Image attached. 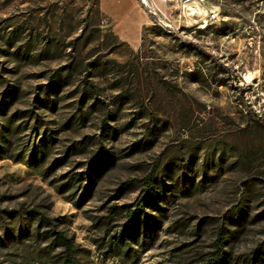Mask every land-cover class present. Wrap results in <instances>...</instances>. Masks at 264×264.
Segmentation results:
<instances>
[{
  "label": "rangeland",
  "instance_id": "1",
  "mask_svg": "<svg viewBox=\"0 0 264 264\" xmlns=\"http://www.w3.org/2000/svg\"><path fill=\"white\" fill-rule=\"evenodd\" d=\"M147 1L0 0V264H264V0Z\"/></svg>",
  "mask_w": 264,
  "mask_h": 264
},
{
  "label": "crops",
  "instance_id": "2",
  "mask_svg": "<svg viewBox=\"0 0 264 264\" xmlns=\"http://www.w3.org/2000/svg\"><path fill=\"white\" fill-rule=\"evenodd\" d=\"M154 1L161 6L160 0ZM99 7L121 41L133 48L140 46L149 19L137 0H99Z\"/></svg>",
  "mask_w": 264,
  "mask_h": 264
},
{
  "label": "trees",
  "instance_id": "3",
  "mask_svg": "<svg viewBox=\"0 0 264 264\" xmlns=\"http://www.w3.org/2000/svg\"><path fill=\"white\" fill-rule=\"evenodd\" d=\"M151 177L152 174L144 179L143 181L145 185L144 194L142 195L140 200L135 204V208L133 210L124 208L128 219H131V221H134V218L140 215V213L142 212V208L145 206V204L150 202L153 198V188H152L153 182ZM122 186L123 187H121L120 190H123V188L127 186V184L124 183ZM54 239L59 243V246L62 247L63 255H64V264H76L75 261L76 251L72 240L66 238L62 232H56L54 234ZM220 239L221 238H219V246L223 244L222 239L221 240ZM208 264H224L222 263V256L216 257Z\"/></svg>",
  "mask_w": 264,
  "mask_h": 264
},
{
  "label": "built area",
  "instance_id": "4",
  "mask_svg": "<svg viewBox=\"0 0 264 264\" xmlns=\"http://www.w3.org/2000/svg\"><path fill=\"white\" fill-rule=\"evenodd\" d=\"M143 6L148 7V12L154 16H158V14H161V11L154 6H149V3L147 0H139ZM166 1V0H164ZM196 1H202V0H184L185 3H191V2H196ZM217 17V14L215 12H209L208 16H207V22H212L215 18ZM160 23L167 28L172 29V26L170 24H168L165 21H160Z\"/></svg>",
  "mask_w": 264,
  "mask_h": 264
}]
</instances>
